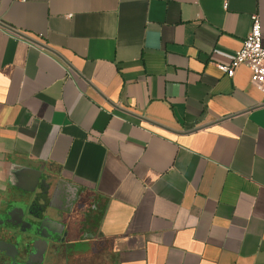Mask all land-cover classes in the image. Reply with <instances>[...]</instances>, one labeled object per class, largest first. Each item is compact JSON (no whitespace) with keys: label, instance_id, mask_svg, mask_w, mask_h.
Listing matches in <instances>:
<instances>
[{"label":"crops","instance_id":"0c3cea01","mask_svg":"<svg viewBox=\"0 0 264 264\" xmlns=\"http://www.w3.org/2000/svg\"><path fill=\"white\" fill-rule=\"evenodd\" d=\"M264 0H0V264H264Z\"/></svg>","mask_w":264,"mask_h":264},{"label":"built area","instance_id":"2783aa9c","mask_svg":"<svg viewBox=\"0 0 264 264\" xmlns=\"http://www.w3.org/2000/svg\"><path fill=\"white\" fill-rule=\"evenodd\" d=\"M239 66L247 67L251 72V82L264 92V45L262 41V23L258 14L251 16V29L244 40L241 50L236 52L230 65H219L221 73L232 78Z\"/></svg>","mask_w":264,"mask_h":264}]
</instances>
